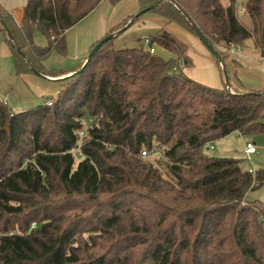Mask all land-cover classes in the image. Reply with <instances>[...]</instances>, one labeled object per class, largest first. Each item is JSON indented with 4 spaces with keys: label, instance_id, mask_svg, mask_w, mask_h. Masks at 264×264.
<instances>
[{
    "label": "trees",
    "instance_id": "obj_1",
    "mask_svg": "<svg viewBox=\"0 0 264 264\" xmlns=\"http://www.w3.org/2000/svg\"><path fill=\"white\" fill-rule=\"evenodd\" d=\"M102 1L28 0L22 26L0 4L17 75L63 77L44 61L66 54V32ZM137 2L212 46L224 81L228 46L252 39L264 60V0H247L250 28L238 0ZM136 15L60 80L50 105L13 113L0 98V264H264V202L248 199L264 170L206 153L233 133L264 135V91L191 79L180 64L189 47L166 28L148 38L177 58L119 48ZM155 148L160 159L143 157Z\"/></svg>",
    "mask_w": 264,
    "mask_h": 264
},
{
    "label": "crops",
    "instance_id": "obj_2",
    "mask_svg": "<svg viewBox=\"0 0 264 264\" xmlns=\"http://www.w3.org/2000/svg\"><path fill=\"white\" fill-rule=\"evenodd\" d=\"M108 1L110 2V0H103L95 11L66 32L67 52L65 55L53 52L44 61L43 66L46 70H61L65 73L63 77L36 75L34 72L17 75L15 59L10 47L6 42L3 41L2 44L0 41V98L11 107L13 113L24 112L25 110L15 111V109L31 108V104H38L43 99L45 100L43 104L50 102L61 89L60 80L72 75L80 66L85 64L93 46L107 36L120 21L139 12L137 0H122L118 6L114 7ZM27 3L28 0L24 1L23 4L18 3L17 0H0V4L14 17L19 26L25 22ZM143 28H147L145 31L151 33L138 38L142 44L144 38L163 28L175 34L189 47L187 60L181 64L183 72L191 79L209 87L219 89L225 87L223 78V82L217 78L210 83L198 81L194 76L189 75L187 65L192 63L190 55H193L195 60L197 58L195 54H192V48H195L197 43L202 41L181 26L174 23L169 24L165 18L159 15L152 13L144 15L139 21L132 24L124 33L127 34H122L119 40L128 42L134 36L131 34L132 32L138 35L142 33ZM2 39L3 37L0 35V40ZM116 43L119 48H124L118 42ZM134 47L136 46H129V48ZM250 48L246 44L244 47H239L234 54L230 53L231 61L227 65L230 71V86L234 93L264 91V60L259 49ZM199 53L200 58L205 59L204 61L213 68V72L220 70L216 58L210 51L205 50V52ZM156 55H158L157 49ZM171 55L173 58H177L176 55L172 53ZM193 70L194 68L189 69L190 72ZM249 195L254 196L255 200L264 202V188L252 191Z\"/></svg>",
    "mask_w": 264,
    "mask_h": 264
},
{
    "label": "rangeland",
    "instance_id": "obj_3",
    "mask_svg": "<svg viewBox=\"0 0 264 264\" xmlns=\"http://www.w3.org/2000/svg\"><path fill=\"white\" fill-rule=\"evenodd\" d=\"M17 1H18V3L23 4V2L26 0H17ZM245 3H246L245 0H238V2H237V13H238L239 20L243 24H245L246 26H248L250 28L251 24L248 21L247 14L241 12V5H245ZM109 4L113 7L119 5V4L113 5L111 2H109ZM146 29L147 28H145V29L143 28L142 33H140L138 35H135L134 32H132L131 34L134 36L128 42H125L123 40L120 41L119 38H118L117 42H118V44H121L123 47H128V48H129V46H132V45H135L136 47L142 46L144 44H142V42L140 40H138V38H141L142 35L145 36V35H148L149 33H151V32L145 31ZM126 34H124V35H126ZM0 41L3 44L4 39H2ZM253 43H254V41L252 39H249L246 44L249 45L251 48H255ZM197 44L198 45L195 46V48H192V54H195V56L197 57L196 58L197 61L195 60L193 55H190V57L192 59V63L187 65L189 75L194 76L196 79H198V81L201 80V81H207V82L211 83L212 81H214V79L217 80V78H219L220 82H223L222 81V74H220V70L213 72V68H211V66H209L207 64V62L204 61L205 59L200 58L199 52H201V51L205 52V50L209 51L207 49V47L202 42H198ZM156 49L158 50V55L161 58H163L165 60H170V58H173V55H171V52H169V51H167L161 47H158V46H156ZM230 61H231V57L227 60V63ZM192 68H194V70L190 72L189 69H192ZM225 84H226V80H225ZM53 97H55V96H53ZM44 102H45L44 99L40 100V102H38V104L37 103L31 104L30 107L42 105ZM19 109L26 110L29 108H17V109H15V111H19ZM89 123L90 122L88 121L87 124H89ZM247 142H254L258 147L257 154L251 156V158L249 160L244 155L245 145ZM213 145H214V149H211L209 146L208 149L206 150V153L208 155H211V156H214L217 158L242 159L243 165L246 168H248V169L253 168L254 171L264 170V135L256 136V137H247V136L245 137V136L240 135L239 133H233V134L229 135L227 138H224L220 141L214 142ZM81 159H82L81 155H77V161H80ZM253 198H254V196L248 195L249 200H255V198L254 199Z\"/></svg>",
    "mask_w": 264,
    "mask_h": 264
},
{
    "label": "water",
    "instance_id": "obj_4",
    "mask_svg": "<svg viewBox=\"0 0 264 264\" xmlns=\"http://www.w3.org/2000/svg\"><path fill=\"white\" fill-rule=\"evenodd\" d=\"M156 5H153L149 8H146L144 10H142L141 12L137 13V15L135 16V18L128 24L127 28H129L138 18H140L142 15L144 14H148L150 11H152L154 8H155ZM116 33L114 34H109L107 36H105L102 40H100L96 45L95 47L90 51L88 57H87V60L85 62V64L83 65V67L78 70L76 73H81L84 68L86 67L87 63L91 60V58L99 51V49L107 42H109L110 40L114 39L116 37ZM203 44L207 47V49L216 57V58H220L219 56V53L212 47L210 46L203 38H201ZM153 44V42H151V45ZM33 72L36 74V75H41L39 72H37L35 69H32ZM224 75H225V80H226V88L227 90L231 93V94H234V92L232 91L231 89V86H230V78H229V75L226 71V69L224 68ZM72 76V75H70ZM70 76H67V77H70ZM65 77V78H67Z\"/></svg>",
    "mask_w": 264,
    "mask_h": 264
},
{
    "label": "built area",
    "instance_id": "obj_5",
    "mask_svg": "<svg viewBox=\"0 0 264 264\" xmlns=\"http://www.w3.org/2000/svg\"><path fill=\"white\" fill-rule=\"evenodd\" d=\"M247 2V0H245ZM246 4V3H245ZM241 12L247 14V10H246V6L245 5H241ZM143 44L145 46L150 47V51L152 54H156V46H154L153 44L151 45V41L148 37L144 38L143 40ZM230 51V53L234 54L239 46H228L227 47ZM180 64H183V62H181ZM52 102H48L47 104L50 105ZM82 135H84V133H82ZM211 149H214V145L213 143L209 144ZM258 152V147L254 142H247L245 145V150H244V155L245 157L249 160L251 158V156L257 154ZM143 157H150V158H157L160 159L162 157L160 151L158 150V148H155L153 152H149V151H143L142 153ZM249 171L254 173L255 171L253 170V168H249ZM36 226V224L32 225V228H34Z\"/></svg>",
    "mask_w": 264,
    "mask_h": 264
}]
</instances>
